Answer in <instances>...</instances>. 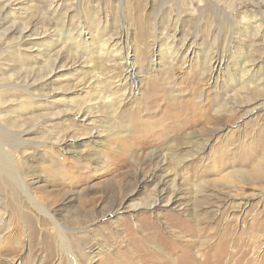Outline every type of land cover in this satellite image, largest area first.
Returning a JSON list of instances; mask_svg holds the SVG:
<instances>
[{"label":"rangeland","instance_id":"1","mask_svg":"<svg viewBox=\"0 0 264 264\" xmlns=\"http://www.w3.org/2000/svg\"><path fill=\"white\" fill-rule=\"evenodd\" d=\"M0 165V264H264V0H0Z\"/></svg>","mask_w":264,"mask_h":264},{"label":"bare ground","instance_id":"2","mask_svg":"<svg viewBox=\"0 0 264 264\" xmlns=\"http://www.w3.org/2000/svg\"><path fill=\"white\" fill-rule=\"evenodd\" d=\"M167 52V51H166ZM3 151V150H2ZM5 151V150H4ZM2 153H4V152H2ZM4 155V154H3ZM0 170L1 171H7V168L5 167V166H3V165H0ZM22 186H23V184H22ZM32 200V199H31ZM156 200H158V199H154V198H150L149 199V201H148V203H146L145 205H149V206H152V205H154V204H156ZM158 202H160V199H159V201ZM162 202V201H161ZM163 202H165V203H168V202H170V198H164L163 199ZM36 205L38 206V208H39V206H40V204H37L36 203ZM55 227H56V229L61 233L62 232V229L60 228V226L58 225V224H55ZM154 229H156V228H154ZM62 234V233H61ZM151 234V233H150ZM60 237V236H59ZM149 238H150V236H148ZM127 238V237H126ZM59 240H60V245H63V246H66L67 245V242L64 240V238L61 236L60 238H59ZM158 241V240H157ZM160 241V240H159ZM135 242V240H133V243ZM177 248V247H176ZM179 248V247H178ZM136 250L137 251H140L141 249L139 248V249H137L136 248ZM171 250H174V249H171ZM182 251V250H181ZM185 251V250H184ZM167 252V251H166ZM179 252V251H178ZM91 253V252H90ZM183 254V253H182ZM154 255L156 256L155 258H153L150 262H149V264H196L194 261H191V260H189V259H187V258H179V259H174L173 261L172 260H169L168 258H165V257H161L158 253H154ZM184 255V254H183ZM89 257V256H88ZM178 257V256H177ZM217 257V256H216ZM90 258V257H89ZM209 258V257H208ZM204 260H206V259H204ZM221 260H222V258H216L215 259V262H214V264H220L221 263ZM75 262V261H74ZM208 262H209V260L207 259L206 261H205V263L204 264H208ZM210 264V263H209ZM234 264H240V261H238V262H235Z\"/></svg>","mask_w":264,"mask_h":264}]
</instances>
